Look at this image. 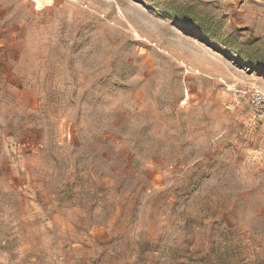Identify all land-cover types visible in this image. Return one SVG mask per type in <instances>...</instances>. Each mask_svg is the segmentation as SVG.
<instances>
[{
    "label": "rangeland",
    "instance_id": "374dc122",
    "mask_svg": "<svg viewBox=\"0 0 264 264\" xmlns=\"http://www.w3.org/2000/svg\"><path fill=\"white\" fill-rule=\"evenodd\" d=\"M0 264H264V0H0Z\"/></svg>",
    "mask_w": 264,
    "mask_h": 264
},
{
    "label": "bare ground",
    "instance_id": "6f19581e",
    "mask_svg": "<svg viewBox=\"0 0 264 264\" xmlns=\"http://www.w3.org/2000/svg\"><path fill=\"white\" fill-rule=\"evenodd\" d=\"M36 1H37V3H38L39 0H36Z\"/></svg>",
    "mask_w": 264,
    "mask_h": 264
}]
</instances>
